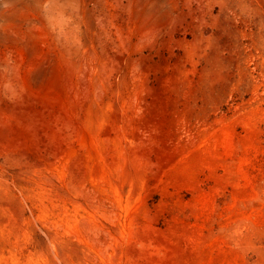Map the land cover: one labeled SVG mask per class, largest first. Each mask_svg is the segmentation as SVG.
<instances>
[{
	"label": "rangeland",
	"instance_id": "rangeland-1",
	"mask_svg": "<svg viewBox=\"0 0 264 264\" xmlns=\"http://www.w3.org/2000/svg\"><path fill=\"white\" fill-rule=\"evenodd\" d=\"M0 264H264V0H0Z\"/></svg>",
	"mask_w": 264,
	"mask_h": 264
}]
</instances>
